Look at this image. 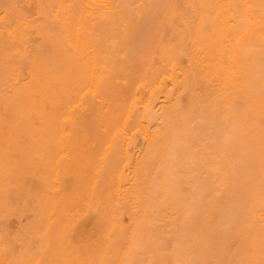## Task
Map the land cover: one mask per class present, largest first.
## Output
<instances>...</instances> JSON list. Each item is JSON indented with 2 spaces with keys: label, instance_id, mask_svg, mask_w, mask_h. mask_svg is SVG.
Masks as SVG:
<instances>
[{
  "label": "bare ground",
  "instance_id": "6f19581e",
  "mask_svg": "<svg viewBox=\"0 0 264 264\" xmlns=\"http://www.w3.org/2000/svg\"><path fill=\"white\" fill-rule=\"evenodd\" d=\"M154 1L0 0V264H238L207 159L264 230V0Z\"/></svg>",
  "mask_w": 264,
  "mask_h": 264
},
{
  "label": "rangeland",
  "instance_id": "374dc122",
  "mask_svg": "<svg viewBox=\"0 0 264 264\" xmlns=\"http://www.w3.org/2000/svg\"><path fill=\"white\" fill-rule=\"evenodd\" d=\"M155 1H154L155 5H156V3H160V5L162 4L160 0H159L160 2H158L157 0H155ZM162 5L160 7H162ZM156 7H157V5H156ZM158 7H159V5H158ZM155 16H158V18H159V15H155ZM152 18L154 19V16L151 17V19ZM156 20L157 19H154L155 22L154 21L152 22L155 25H151L150 23L145 24V25L143 24L144 26L142 27V29H145V30L147 29L146 30L147 32L150 29L149 30L150 32L147 33L144 30H142V31H140L139 29H138L139 31L137 30L139 32V33L137 32V34H139V35H136L137 37H136L135 42L137 41V39H139L138 36H140V41H141V40H143V37H144L145 33H146V36H149V34L152 32V30H154L153 28H155L156 25H157V28L159 27V24H158V22ZM160 20H159V22H160ZM146 21H145V23H146ZM161 23H163V22H161ZM149 24H150V26H149ZM167 26L168 25L164 26V28H163L164 31H166L165 27H167ZM162 27H163V25H162ZM157 28H155V29H157ZM168 28H169V26H168ZM169 29H167L166 32H168L170 34ZM164 31L162 30V32H164ZM141 32H143V33H141ZM155 32H156V30H155ZM152 33L150 35H153ZM163 34H164V38L167 39V42H168V39H170L171 35L166 34L165 32ZM168 35H169V38H166V36L168 37ZM150 39H151V37H150ZM148 40L149 39L147 38L145 41H148ZM171 40H172V43H174L173 35H172ZM145 41H142L140 43L141 44L143 42L145 43ZM144 43H143V45H144ZM137 44H139V43L137 42ZM146 44L148 45V42H146ZM141 47H139L140 49L137 48V47L136 48L140 51V50H142L144 48L143 46H141ZM39 81L42 84L43 90H41V91L44 92V95L48 96L52 101L58 102L60 100L59 99L60 98L59 89L57 87L56 88L53 87L52 85H50L48 83L46 75H42V76L40 75L39 76ZM121 109L122 108H120V110ZM200 122H202V120ZM200 122H199V124L201 125L202 123H200ZM203 124L201 125V127L204 126ZM220 126L217 125V127H215V131H216V129L218 127L220 128ZM201 127L199 128V131L201 130ZM205 129H206L205 132H207V133H205L204 131L200 132L202 134V136H205V137H202L203 140L206 139V138L207 139L210 138V137H208V135H211V134H208L209 130L207 131V128H204V130ZM197 138H198V136H197ZM198 139H200V138H198ZM202 139H200V141H202ZM23 165L27 166L25 162H23ZM210 165H211V163H210L209 159H207L205 162L197 165L195 167V169H194L195 171H194L193 175L190 177V179H194L193 182H195V184H197V186L202 187L201 190H203V188L205 187V189L207 190L208 193H210V195L218 197L225 205V207L223 208V212H224V216H225V222L226 223H235L239 227L240 233H241V235H242V237L244 239V245H246L245 247L247 249L244 252V254L242 255V258L238 259V264H263V260H262L261 256L262 255L264 256V230H261V228L259 229L260 231L259 230H257V231L255 230V232H254L252 230L251 226L249 225V223L247 222L245 216L243 215V211H244L243 210V204H242V202H241V200H240L238 195L226 191L224 189L223 185H221L220 183L212 184L211 187H209V182L206 183V181L209 178V173H210L209 167H210ZM181 192L183 193L184 190H182ZM205 208L206 209H210L211 207H205ZM184 209H185V214L184 215L187 216L186 208H184ZM191 232L192 233H188V232L185 231V236L181 237V239L179 238L180 241H179L178 245H176V247L177 246L179 248L181 247L180 248L181 251L178 250V252H180L179 255H182L181 252L184 251L183 250L184 246H188L189 247L190 243H188V242H191L192 241L191 239L196 234L195 231H191ZM253 246L254 247L256 246L255 247V249H256L255 251H253V249H251V248H253ZM178 247L176 249H179ZM231 250L234 251V253H237V246L235 244H233ZM184 252H186V251H184ZM171 254H172L171 252L163 253L162 251H158L157 248L152 253V255L154 256V259H156V261H157L156 262L157 264H183V261L182 260L180 261V258H181L180 256H179L180 257L179 259H176V260L174 259V261L171 260L170 259V255ZM63 262H65V261H63Z\"/></svg>",
  "mask_w": 264,
  "mask_h": 264
}]
</instances>
